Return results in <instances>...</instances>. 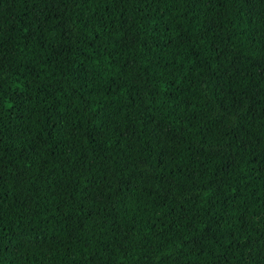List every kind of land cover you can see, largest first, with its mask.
Segmentation results:
<instances>
[{
  "label": "trees",
  "instance_id": "obj_1",
  "mask_svg": "<svg viewBox=\"0 0 264 264\" xmlns=\"http://www.w3.org/2000/svg\"><path fill=\"white\" fill-rule=\"evenodd\" d=\"M0 264H264V0H0Z\"/></svg>",
  "mask_w": 264,
  "mask_h": 264
}]
</instances>
